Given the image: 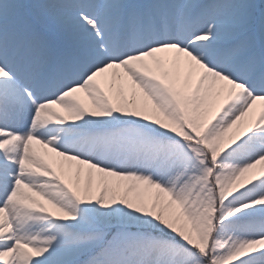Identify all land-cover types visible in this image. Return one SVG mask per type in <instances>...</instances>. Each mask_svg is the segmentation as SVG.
I'll use <instances>...</instances> for the list:
<instances>
[{
  "label": "snow or ice",
  "instance_id": "snow-or-ice-1",
  "mask_svg": "<svg viewBox=\"0 0 264 264\" xmlns=\"http://www.w3.org/2000/svg\"><path fill=\"white\" fill-rule=\"evenodd\" d=\"M0 264H264V0H0Z\"/></svg>",
  "mask_w": 264,
  "mask_h": 264
},
{
  "label": "bare ground",
  "instance_id": "bare-ground-1",
  "mask_svg": "<svg viewBox=\"0 0 264 264\" xmlns=\"http://www.w3.org/2000/svg\"><path fill=\"white\" fill-rule=\"evenodd\" d=\"M37 148V150L44 152L42 149H40L39 147L35 146Z\"/></svg>",
  "mask_w": 264,
  "mask_h": 264
},
{
  "label": "rangeland",
  "instance_id": "rangeland-1",
  "mask_svg": "<svg viewBox=\"0 0 264 264\" xmlns=\"http://www.w3.org/2000/svg\"><path fill=\"white\" fill-rule=\"evenodd\" d=\"M122 183H126V182H122Z\"/></svg>",
  "mask_w": 264,
  "mask_h": 264
}]
</instances>
